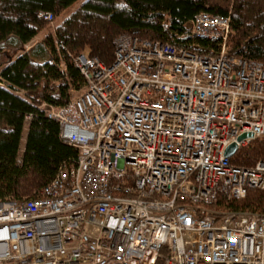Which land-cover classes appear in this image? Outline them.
<instances>
[{"label":"built area","instance_id":"obj_1","mask_svg":"<svg viewBox=\"0 0 264 264\" xmlns=\"http://www.w3.org/2000/svg\"><path fill=\"white\" fill-rule=\"evenodd\" d=\"M191 24L218 54L120 34L112 64L78 56L82 91L40 106L78 154L0 201V264H264V214L221 206L264 191V160L231 161L264 141V61L229 55V16Z\"/></svg>","mask_w":264,"mask_h":264},{"label":"trees","instance_id":"obj_2","mask_svg":"<svg viewBox=\"0 0 264 264\" xmlns=\"http://www.w3.org/2000/svg\"><path fill=\"white\" fill-rule=\"evenodd\" d=\"M202 11L231 18V57L264 61V0H0V54L7 56L0 63V201L40 197L77 156V148L61 139L59 123L40 106L65 105L71 90L82 91L78 56L112 64L120 34L216 55V44L190 36L191 20ZM42 13L61 20L50 30ZM40 34L41 41L26 48ZM259 160L263 140L231 159L245 167ZM221 206L264 214V191L250 190Z\"/></svg>","mask_w":264,"mask_h":264},{"label":"rangeland","instance_id":"obj_3","mask_svg":"<svg viewBox=\"0 0 264 264\" xmlns=\"http://www.w3.org/2000/svg\"><path fill=\"white\" fill-rule=\"evenodd\" d=\"M60 20L61 19L59 18L58 20H55L54 23L50 24L49 29L53 30V27L56 24V22H59ZM41 39H42V34H40L39 36L34 38L30 43H28L26 48H30V47L34 46L37 42L41 41ZM10 54H13V50L12 49L10 50ZM6 60H7V56L4 53L0 54V63L1 62H5ZM23 144H24V140L22 141V146H23Z\"/></svg>","mask_w":264,"mask_h":264},{"label":"water","instance_id":"obj_4","mask_svg":"<svg viewBox=\"0 0 264 264\" xmlns=\"http://www.w3.org/2000/svg\"><path fill=\"white\" fill-rule=\"evenodd\" d=\"M252 136L253 135L251 133H245V134H243V135H241L239 137V140H242V139H244L246 137H252ZM236 153H237V146H236V144L231 145L226 150V156L229 157V158L233 157Z\"/></svg>","mask_w":264,"mask_h":264},{"label":"bare ground","instance_id":"obj_5","mask_svg":"<svg viewBox=\"0 0 264 264\" xmlns=\"http://www.w3.org/2000/svg\"><path fill=\"white\" fill-rule=\"evenodd\" d=\"M40 197H41V193H40ZM39 198V197H38ZM30 200V199H29ZM26 201V200H25ZM19 203V202H18ZM23 203V202H22Z\"/></svg>","mask_w":264,"mask_h":264}]
</instances>
